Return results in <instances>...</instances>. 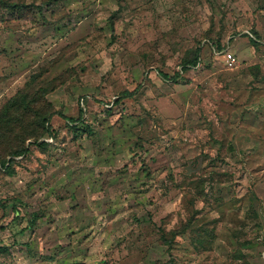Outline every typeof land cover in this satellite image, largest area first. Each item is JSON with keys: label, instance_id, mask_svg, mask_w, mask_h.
Instances as JSON below:
<instances>
[{"label": "rangeland", "instance_id": "obj_1", "mask_svg": "<svg viewBox=\"0 0 264 264\" xmlns=\"http://www.w3.org/2000/svg\"><path fill=\"white\" fill-rule=\"evenodd\" d=\"M42 68L0 264H264V0H0V108Z\"/></svg>", "mask_w": 264, "mask_h": 264}, {"label": "trees", "instance_id": "obj_2", "mask_svg": "<svg viewBox=\"0 0 264 264\" xmlns=\"http://www.w3.org/2000/svg\"><path fill=\"white\" fill-rule=\"evenodd\" d=\"M252 42L258 43L253 39ZM200 50L198 47L189 52L191 55L187 56L182 63V72L199 65ZM218 50H223L220 44H218ZM47 72V68H42L31 75L24 87L0 108V166L10 175L14 174L13 163H17L21 157H26L31 145L34 144L40 148L48 146V143L42 140L55 136L50 125L53 105L48 101L47 96L57 89V85L48 83L45 87L31 91ZM164 77L168 78L167 75ZM69 121L76 122L73 119ZM71 129L76 136L79 135L76 127ZM37 218L38 216L34 215L31 226L36 223Z\"/></svg>", "mask_w": 264, "mask_h": 264}, {"label": "built area", "instance_id": "obj_3", "mask_svg": "<svg viewBox=\"0 0 264 264\" xmlns=\"http://www.w3.org/2000/svg\"><path fill=\"white\" fill-rule=\"evenodd\" d=\"M249 35H250V37H251L253 40L257 41V39L255 38L254 35H252V34H249ZM257 42H258V41H257ZM214 54H215L216 56H220V55L223 56L224 61H225V66H226V68L229 69V70H234V69L237 68L238 65H239L237 57H236L234 54H232L231 52H226V50H222V51H220V50H217V51L214 50ZM46 141H47V140H46ZM52 141H53V140H52ZM19 159H20V158H19Z\"/></svg>", "mask_w": 264, "mask_h": 264}]
</instances>
